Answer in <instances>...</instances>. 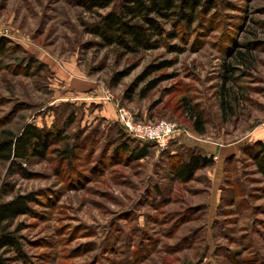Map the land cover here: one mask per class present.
<instances>
[{
	"label": "rangeland",
	"instance_id": "1",
	"mask_svg": "<svg viewBox=\"0 0 264 264\" xmlns=\"http://www.w3.org/2000/svg\"><path fill=\"white\" fill-rule=\"evenodd\" d=\"M81 1L0 0V129L61 131L72 151L0 161V202L33 196L11 223L12 264H264V176L248 155L264 141V0L166 23L175 37L124 55L86 31L120 0ZM119 108L178 131L165 148L134 139ZM185 149L214 163L181 183L170 170Z\"/></svg>",
	"mask_w": 264,
	"mask_h": 264
},
{
	"label": "trees",
	"instance_id": "2",
	"mask_svg": "<svg viewBox=\"0 0 264 264\" xmlns=\"http://www.w3.org/2000/svg\"><path fill=\"white\" fill-rule=\"evenodd\" d=\"M111 1L84 0L79 5L86 11H92L107 7ZM224 4H228L227 0H120L114 9L100 14L95 22L86 26V31L98 39L101 47H114L122 55L136 54L157 49L165 36H176L175 32L166 31V23H170L174 31L180 26L187 28ZM198 121L194 119V126L197 127ZM61 133L30 123L19 133L1 128L0 161L9 162L24 170L23 164L31 158L43 159L50 151V146L59 142L63 147L58 151L63 157L70 155V145ZM255 145L256 150L248 152V155L256 171L264 176V141H257ZM125 149L129 148L125 146ZM130 151L133 159L143 158L148 153L146 146ZM213 163V156L203 154L198 149H185L184 157L172 161L170 171L175 180L186 183L199 169ZM31 201L33 196L27 194L16 195L8 201L0 202V264H12L23 256V246L17 237L21 226L11 229V223L18 216L30 211Z\"/></svg>",
	"mask_w": 264,
	"mask_h": 264
},
{
	"label": "built area",
	"instance_id": "3",
	"mask_svg": "<svg viewBox=\"0 0 264 264\" xmlns=\"http://www.w3.org/2000/svg\"><path fill=\"white\" fill-rule=\"evenodd\" d=\"M118 120L132 138L145 142H152L160 148L167 147L170 139L178 131L176 123L164 120L156 124L136 122L131 114L124 108L118 109Z\"/></svg>",
	"mask_w": 264,
	"mask_h": 264
}]
</instances>
